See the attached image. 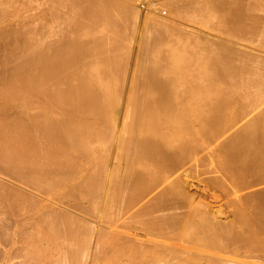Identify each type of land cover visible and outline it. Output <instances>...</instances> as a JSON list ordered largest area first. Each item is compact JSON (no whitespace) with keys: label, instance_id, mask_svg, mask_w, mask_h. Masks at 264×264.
I'll return each mask as SVG.
<instances>
[{"label":"bare ground","instance_id":"obj_1","mask_svg":"<svg viewBox=\"0 0 264 264\" xmlns=\"http://www.w3.org/2000/svg\"><path fill=\"white\" fill-rule=\"evenodd\" d=\"M15 1L0 0V11L5 16L2 13L0 15L10 19L6 12L14 8ZM31 1L34 2V0ZM113 1L46 0L44 2L46 4L41 6L39 4L41 2L35 0L34 6L36 3L38 6L33 9V3L31 2V8L27 4L29 3L27 0V3H24L27 4H25L26 10L29 11L26 12L21 7L23 12H20L24 17L30 16V19L27 18V21L23 16H18L14 21L16 23L11 25L14 27L12 30L17 28L15 32L11 31L9 25L7 28L10 31L7 28L4 31L3 27L0 28V31L4 32L0 35L1 38L10 41L9 43L5 41L7 48L13 42L17 43L11 42L13 38H16V41L22 39L20 43H17L20 48L16 47V49L14 45L8 48L12 49L10 50V52L13 51L12 53H9V50L0 44L2 51L6 49V55L4 52L2 54L0 50V64L2 63V66L5 67L0 68V73L2 70L4 71L1 75L5 74L6 66L11 69L9 62L15 63L13 67L11 66V71L7 70L8 73L6 71V76L4 75L6 80L2 81L3 77L0 75V80L4 83V86L0 85L4 89H0V257L3 256L0 258V264H107L108 260L110 263L113 262V257L117 259L114 261L118 263V259L122 258L123 254L121 257L118 255L121 252H111L116 246H112L111 241L109 242L110 239H113L112 242H114L113 235L115 236L117 228L115 233L111 234L113 238L109 239L108 237L107 242V236L105 240H103V236L107 234L110 236L109 233L118 227L116 226L117 221L123 219L125 222L124 218L127 216L124 213L131 216L133 213L130 211L135 208V215L130 219L135 216L138 218L140 212L138 214L136 208L138 205L136 206V204L144 199L146 201V198L150 199L147 200L149 202L146 201L147 205L150 201L152 202V205L149 204L152 206H150V210L154 211L152 213L155 211L161 213V216L158 215L160 219L156 218L160 221L159 224L156 220L157 227L151 223L155 222L152 216L154 218V215L158 213L152 214L148 218L151 219L149 221L153 220V222H149V226L155 227L159 232L162 230L160 233L164 229L166 232L172 231L178 232V234L185 231L183 233L189 235L191 239L189 236L187 237L193 240V243L211 241L219 246L224 243L221 250L224 248L229 250L230 256L234 252L243 250L246 252L245 249H248V252L253 251L261 255L264 253V190L258 193L248 190L252 191L253 187L264 184V109L256 112L264 103V51L259 50V53L249 47L264 49V0H190V2H195L189 4L188 8L184 6L187 11L181 8L183 7L181 4H179L180 7L178 6L172 11L174 17H179L176 19H181L180 21L190 22L192 20L194 23L208 28L210 33L211 31L217 33L218 37L220 35L223 38L222 42L210 41L209 38V41L204 42L207 37H204L203 40L202 36H200L202 38L196 36L198 34L193 33V36L191 30L189 32L186 28V30H182L180 27L178 29L176 26L179 25L172 26L169 24L170 21L168 23L151 13L149 16L147 15V18L145 17L147 23L144 21L145 27L143 28L141 25L143 28L141 31H144L148 26V33L144 31L148 40L146 42L145 39L146 44L141 45L142 48L144 47L143 50L139 47L141 53L139 58L143 61H136V59L135 62L133 61L134 64H137L134 66L137 67L135 71L137 70L138 76H134L136 75V72H133L134 69L130 70L134 73L130 72V74L133 75V78L135 77V80H130L131 85L136 84V86H132L135 88L133 90L130 81L128 82L131 89L129 86L128 88L131 91L126 89V92L131 93L130 96L128 95V99L125 98L127 105L125 104L126 108L122 113L124 115L120 116L123 120L119 119L120 122L123 121L121 125L120 122H116L115 114L117 115L118 112L116 109L119 106L118 101L121 100L124 93L120 92L122 95L118 99L120 95L118 93L123 88L121 84L125 86L124 81L127 79V77H123L127 73V67H124L123 62L126 61V57H130L124 50L127 44L125 42H128L129 39L123 38V36L125 37L123 30L128 28L129 20L132 18L131 21L134 22V25L131 24L130 31L133 33L129 32V34L130 36L134 35L135 29H131L133 26L136 28L137 24L134 19H136L139 10L136 9V6L132 9L131 3L127 7V2L122 5L123 2L120 3L118 0L116 2L119 5ZM183 1L186 3L185 0ZM190 2L188 0V3ZM18 5H22V3H18ZM133 10L136 11V15ZM29 12L31 14H27ZM9 13L11 14V12ZM17 15H19L18 12L15 13L16 17ZM5 18L2 17L0 20L3 21ZM14 18L12 19L14 20ZM169 18L167 17V19ZM29 20H32L31 27L28 26ZM180 21L177 23L179 24ZM127 22V26L123 29ZM2 25L4 26V23ZM79 30L81 31L80 35H78ZM196 30L194 28L195 32ZM151 31L153 33L156 31V35L153 34L155 39L152 37ZM157 32L161 37L159 35V38L157 37ZM130 36L127 35V38ZM140 38L139 40H141ZM2 39H0L1 43ZM123 39L125 42H122ZM128 46L127 49L125 48L126 50L132 47L130 46L128 49ZM20 49L21 51L27 49V52L20 54L21 51H17ZM13 53H16V55L14 54L16 58L13 57L10 61L9 58L13 56ZM136 54L135 58L137 57L138 60ZM3 55L5 58L7 55L9 57L5 59ZM90 56L96 57L91 62L92 64L85 62ZM90 59L89 61H91ZM2 60L9 63V66ZM139 62L142 63L141 70H138ZM132 68L134 67L132 66ZM124 69L126 71L122 73ZM121 73L124 75L122 76ZM121 76L122 79H125L123 82L121 80L120 84ZM5 88L7 89L5 90ZM235 126L236 128H234ZM231 130L234 132L230 134ZM203 153L206 157L210 156L211 158L218 154L220 159L216 156V165H219L217 162L222 161L219 167L212 169L213 171L211 167L215 168V165L209 169L215 176L212 178V184L217 183L215 185L218 191V186L222 189L223 184H227L224 186L227 189H224L226 192L223 194L227 198L226 205L235 207H233L235 216H232L234 218V220L232 218V223L238 225L239 229L237 230H235V225H231L232 223L221 220L219 214L217 217L211 207L210 209L206 207L207 210L202 205L203 210L207 211L199 217L202 213L200 212L199 215L195 209L200 206L197 202L202 198L197 202L194 201L197 205L193 206L196 207L194 210L188 207V204L192 203L189 200V192L192 194L191 191L194 189L189 192L186 190L187 183L183 179H186L187 176L184 178L183 176L187 168L190 170L199 161H206ZM220 153L223 154L220 155ZM201 155H203V160L200 158ZM111 158L115 160H113L115 163L118 161L120 166L123 163L125 166V173H122L124 177L115 173L120 170L113 171L117 168L108 171L107 161ZM108 162L111 164V160ZM119 167L118 169H120ZM195 168L191 170L197 173L198 170L195 171ZM209 170L204 172L209 173ZM190 176L194 180L192 174ZM194 178L196 179V177ZM211 182L202 180L198 186L213 188L212 184L210 187ZM221 182L224 183L221 184ZM221 185L223 186L221 187ZM188 187L187 189H189ZM112 188L122 194L127 189V194H123L125 196L121 194L123 199L125 197L124 200L127 198V201L130 197L126 196L130 190L129 195H132V200L129 201H133L128 206L126 201H123V204H126L125 208L133 205L131 206L133 209L129 211L130 207L125 210L123 205L119 208L125 210H121V214L118 213L119 216L123 213V216L126 217L117 218L115 224L112 223L115 225L114 229L111 228V224L107 223L108 221L112 222L113 219V215L110 216L112 213L109 212L114 210V204L111 201L116 193L112 191ZM118 192L117 194H119ZM122 197L121 202L118 201L120 204H122ZM215 198L217 200V197ZM58 201L66 204L72 202L75 211L85 212L88 220L94 226H91L87 221L75 218L70 213H63L65 211L55 207V205L63 206ZM145 201L143 202L145 203ZM84 202L90 203L89 205L92 207H86ZM108 203L113 206L112 209L106 206V204L109 205ZM206 205L208 206V204ZM217 205L219 206V204ZM141 206L140 208L144 210ZM106 207L109 208L106 209L107 214L104 211ZM219 207L218 213L221 214ZM186 208H188V212H191L190 214H196L198 219L201 218L202 222L200 221V224L197 223V225L193 224L188 229L185 227L189 226L185 225L182 228L183 222H180V225L178 222L181 219L183 221L185 216L187 219L189 213ZM223 208L222 211L225 209ZM146 209L149 207L147 206ZM145 210L142 212L146 213L147 210ZM183 211L188 214L186 213L187 215L184 216ZM229 211H232V208ZM98 213H102L103 220L107 217L105 223H102L103 220L101 222L96 220L99 218ZM144 216L143 214L142 217ZM181 216L183 218L180 219ZM108 217L112 218L108 220ZM136 218L135 220H137ZM187 221L189 220L187 219ZM122 223L120 222L119 225ZM106 224L108 226H105ZM128 224L131 225L129 220ZM85 228L93 230L90 235L91 230L88 233H83ZM121 231L124 232L125 229L122 227ZM146 232L148 233V231ZM81 233L84 235L83 237L86 236L85 238L89 235L90 239L93 234L96 235V241L95 237L91 240L88 238V240H84L83 237H79V235L82 236ZM128 233L130 235V231ZM174 233L171 237L168 236L173 238ZM60 234L64 236L60 237ZM125 236L127 237V235ZM137 236L143 238L139 233ZM138 237L135 239H141H137ZM118 240L115 239V242ZM165 241L167 242V240ZM161 242H156V244L154 242L152 248L149 247V244L150 249L148 250L146 247L143 250V244L141 247L147 255L163 253L161 256L165 264H169L173 259V263L179 261V259L176 260L178 258L174 247L176 245H172L174 241L169 244L164 240ZM184 243L183 246L181 244L182 247H184ZM193 243L191 242L190 245L195 246ZM205 245L209 247L208 242ZM200 246L202 248V245ZM200 246L197 247L200 248ZM212 246L214 247V245ZM127 248L129 249V246ZM116 249L118 248L116 247ZM139 250L141 249L139 248ZM205 250L202 252L201 249L197 255L194 252L196 258L190 261L194 260L196 264H200L202 261L208 264H236L227 258L230 256H227V259H222L225 256H220L222 257L220 260L216 254L214 256H218V258L213 259V253L210 254ZM158 251L160 252L156 253ZM182 251L184 254L188 252V250L184 252V248ZM206 252L211 257L203 256L202 258V254ZM113 253L117 254L119 258H116V255L113 256ZM199 254L201 256H198ZM257 254L255 256L259 255ZM134 255H131L133 258L130 256L123 258L138 259L134 258ZM147 255L138 259L139 262L136 264H149ZM138 256L140 255L138 254ZM156 256L158 257V255ZM180 256H183L181 252L179 258H182ZM157 257H154L153 254L151 262L149 261L150 264H164L161 263V260L156 259ZM188 257L184 255L186 260ZM234 257L236 258V256ZM239 259L235 260L239 261ZM181 260V264H185V260ZM243 261L249 262L247 259ZM191 262L189 264H193ZM253 262L252 259L251 263L253 264ZM121 263L128 264L119 260V264ZM132 263L134 264V262ZM259 264L261 263L259 262Z\"/></svg>","mask_w":264,"mask_h":264},{"label":"rangeland","instance_id":"obj_2","mask_svg":"<svg viewBox=\"0 0 264 264\" xmlns=\"http://www.w3.org/2000/svg\"><path fill=\"white\" fill-rule=\"evenodd\" d=\"M16 1H18V0H16ZM16 1L14 2V8H13V9H10L11 11L9 10V11L6 12L7 16H8V14H9L10 19L5 18V17H4L5 14H3V13L0 11V13H2V14L4 15V16H3V15H0V19H1L2 17H3V19L5 18V20H3V21L0 20V21H1V22H0V24H1L0 28L3 27V29H2L3 31H4L5 28H7V27L13 25L12 23L15 24L16 22H14V21L16 20V18H18V16L21 15V16L24 17V15L21 14V13L23 12V10L26 11V12L29 11V10H26V5H27V4H29L30 7H31V4L33 3V5H32V6H33V9H35L36 6H38V5H37L38 3H36V6H34L35 0H34V2H32L31 0H28L29 3H27V0H25V1L22 0L23 2H20L21 0H20L19 2H16ZM36 1L41 2V3H42V2L44 3L46 0H45V1L36 0ZM116 1H118V0H114L113 2L119 4V3L116 2ZM138 1H139V0H133V1H131V0H129V1H128V0H123V1H122V0H119L120 3L123 2L122 5L126 4V3H124V2H127V7L129 6V3H131V4H130L131 8L133 9V7L136 6V9H138L139 11H137V15H136V13H135L136 11H134V10H136V9L134 8V10H133V11H134V14L137 16V17L135 16L136 19L138 18L137 20L134 19V20L136 21L135 23L137 24V25H135L136 28H134V26H133V29H131V30H134V29H135L134 35L131 34L132 36H130V34H129V32H130V33H131V32L133 33V31H130V28H132V27H131V24L134 25V22L131 21L132 18L129 20V24H128V22L125 23L126 25H124V27H123V29H125V27H126L127 24H128V28H129V29L126 27V29H128V31H125L126 29L123 30V31H124V34H125V37L123 36V38H125V39H127V40L129 39L130 41L128 40V42H125V39H123L122 42L127 43L126 46L124 47V50H125V53L128 52L127 55H130V57L128 58V57L125 56V57H126V61L128 60V61H127L128 63H127L125 60H124V62H123V63H124V67H125V66L127 67V68L125 67V68L127 69V71H126V69H124V71H123L122 73H124V72L126 71V72H127V73H125L126 75H124V74L121 73L122 76L124 75L123 77H125V78L127 77L126 81H124L125 86H123L124 84L122 85V84L120 83L121 80H122V82H123V80H124L125 78L122 79V76H121V78H119V79H120V80H119V83L121 84V86H122L123 88H121L122 91H119L118 94H120V92H122V93L124 92V93H123V95H122V93H121V94L118 96V99H119V98L121 97V95H122L121 100L119 99V101H118V105H119V106L116 108L117 111H118V112H117V115L115 114V119H117V120H116L117 123H119V122L121 121V119H122L121 117H122V115H124V114H122V113L125 111L124 109L126 108L125 106L127 105L126 101H127V99L129 98L130 93H131V92L129 93V92H126V91H127V90H128V91H131V90H130L131 87H132V86H136V84H134V85L132 84V85H131L132 82L130 81V80H135V77L138 76L137 70L135 71V68L137 69V67L134 66V65L137 66L136 63L134 64L135 59H136V61H139V60L143 61L141 58H139V57H141V56H139V55H141V53H140V48L143 50L144 47L142 48V46H144V45L146 44L147 40H148V39H147V34H146V33H148V29H147L148 26H146V28H145V30H144L145 32L147 31L146 33H145L144 31H141V29L143 30V28L145 27V25H144V21L146 20V18H147L146 16H147V15L149 16L150 13H151V15H154V16L157 17V18H161V19L164 20V21L166 20V22H168V23H169V21H170L169 24L172 25V26H173L174 24L179 25L178 27L176 26V28H178V29H179V27H180V28H182V30H183V29H184V30L187 29V31H189V32H190V30H191L192 34H193V33H195V35L198 34V35H196V36H197V37L199 36V38H202V37H203V40H204V37H205V38L207 37V39L204 40V42H205V41H209V40H210V41H211V40H215V41H220V42H222V39H223V38H221L220 35H219V37H218V34L215 33V32H212V31H211V33H210V30H209L208 28H204L201 24L199 25V24H197L196 22L194 23V21H192V20H191L192 22H191V21H190V22H189V21L183 22V21H185V20L180 21L181 19H176V18H179V17H177V16H176V18L174 17L175 15H174V12L172 13V11H173L174 9H176V7H178L179 4H181V6H183V7H181V8L186 9V8H188L189 4H191L192 2L194 3L195 1H199V0H195V1H192V2H190V0H189L190 3H188V0H185L187 4H186L183 0H176V1H175V0H142L141 2H140V1L138 2ZM177 1H178V2H177ZM180 1H182V2H180ZM24 2H26L27 4L24 3ZM31 2H32V3H31ZM160 2H161V3H160ZM172 2H173V3H172ZM18 3H19V4L22 3V5H25V4H26V5H25V6H22V5H18ZM41 3H39L41 6H44V5L46 4V3H44V4L42 3V4H43V5H42ZM137 3H138V4H137ZM141 3H142V4H141ZM150 3H151V4H150ZM174 3H175V4H174ZM176 3H177V5H176ZM15 4H17V5L15 6ZM136 4H137V5H136ZM148 4H150L152 7H151L150 5H149V6H150V7H149ZM119 5H120V4H119ZM186 5H187V6H186ZM139 6H140V7H139ZM147 6H148L149 8H148ZM153 6H154V7H153ZM184 6H185L186 8H184ZM15 7H16V8H15ZM17 7H18V8H17ZM21 7H22L23 10L20 9ZM23 7H24V8H23ZM27 7H29V6H27ZM30 7H29V8H30ZM34 7H35V8H34ZM137 7H138V8H137ZM144 7H145V8H144ZM179 7H180V6H179ZM31 8H32V7H31ZM31 8H30V9H31ZM150 8H151V10H150ZM14 9H15V11H14ZM19 9H20V10H19ZM27 9H28V8H27ZM146 9H147V10H146ZM148 9H149V11H148ZM17 10H19V11H17ZM20 11H22V12H20ZM146 11H147V12H146ZM150 11H151V12H150ZM182 11H185V10H182ZM186 11H187V9H186ZM186 11H185V12H186ZM9 12H11V14H10ZM16 12H18V14H19V15H17V17L15 16V13H16ZM30 12L32 13V10H31ZM30 12L27 13V14H31ZM148 12H149V13H148ZM13 13H14V15H13ZM24 13H25V12H24ZM78 13H79V11H78ZM146 13H147V14H146ZM170 13H171V14H170ZM25 15H26V13H25ZM170 15H172L174 18H173V17L171 18ZM7 16H6V17H7ZM9 16H8V17H9ZM27 16H28V15H27ZM159 16H162V17H159ZM11 17H12V18L15 17L14 20H13ZM29 17H30V16H29ZM29 17H26V16H25L24 19H25V20H27V18L30 19ZM145 17H146V18H145ZM167 17H168V18L170 17L169 19H172V20L167 19ZM133 18H134V17H133ZM6 19H7V20H6ZM11 19H12L13 21H12ZM31 19H32V16H31ZM132 20H133V19H132ZM173 20H174V21H173ZM27 21H28V20H27ZM175 21H176V23H175ZM178 21H180L179 24L177 23ZM5 22H7V23H5ZM171 22H173V24H171ZM182 22H183V23H182ZM187 22H188V23H187ZM3 23H4V26H5V27L2 25ZM27 23H28V22H27ZM29 23H30V24H29L28 26L31 27V26H32V25H31L32 20H29ZM140 23H141V24H140ZM145 23H147V22L145 21ZM185 23H186V24H185ZM139 24H140V25H139ZM181 24H182V25H181ZM6 25H7V26H6ZM8 25H9V26H8ZM129 25H130V27H129ZM141 25H143V28H142ZM186 25H187V26H186ZM197 25H198V26H197ZM137 26H138V31H137ZM181 26H182V27H181ZM190 26H192V27L195 26V27H194L195 30L197 29L196 32L194 31V28L191 29L192 27L190 28ZM219 26L221 27V25H219ZM15 27H17V26H15ZM174 27H175V26H174ZM183 27H184V28H183ZM198 27H199V28H198ZM9 28H11V31H12V32H13V31L15 32V31L17 30V28H15V30H12V28L14 29L13 26H11V27H9ZM185 28H186V29H185ZM203 28H204V29H203ZM7 29H8V28H7ZM188 29H189V30H188ZM200 29H203V30H205V31L200 30ZM0 30H1V29H0ZM5 30H6V29H5ZM198 30H199V31H198ZM3 31H0V35L4 33ZM8 31H10V29H8ZM200 31H201V32H200ZM1 32H2V33H1ZM79 32H80V33L78 34V31H77V34H78V35L81 34V31H80V30H79ZM125 32H126V33H125ZM137 32H138V33H137ZM142 32H144V33H142ZM151 32H152V37H154V39H155V36H153V34L155 33L154 35H156V31H155L154 33H153V31H151ZM198 32H199L200 34H199ZM206 32H207V33H206ZM208 32H209V33H208ZM127 33H128V34H127ZM136 33H137V35H136ZM141 33H142V34H141ZM205 33H206V34H205ZM138 34L141 35V36H139ZM145 34H146V36H145ZM159 34H160V33L157 32V37H158ZM209 34H210V35H209ZM211 34H214V35H211ZM127 35L130 36V38H129V37L127 38ZM135 35L137 36V38H135V37H136ZM133 36H134V38L132 39ZM138 36L141 37V38H140L141 40H139V37H138ZM142 36H143V37H142ZM193 36H194V34H193ZM200 36H202V37H200ZM215 36H216V37H215ZM157 37H156V38H157ZM159 37H161V36L159 35ZM159 37H158V38H159ZM217 37H218V38H217ZM142 38H143V39H142ZM208 38H209V40H208ZM210 38H211V39H210ZM0 39H2L1 36H0ZM13 39H14V40H13ZM13 39L11 40V42L15 41V42H17V43H20V41L22 40V39H21V40L19 39V40H18L19 42H18V41H16V38H13ZM131 39H132V42H133V43L131 42ZM145 39H146V40H145ZM216 39H217V40H216ZM127 40H126V41H127ZM134 40H135V43H136V44L134 43ZM137 40H138V41H137ZM144 40H145L146 42H145ZM201 40H202V39H201ZM2 41H3L2 43H1V41H0L1 46H2V45H4V46L6 45L5 41H8L7 43L10 42L9 40H4V39H2ZM143 41H144V42H143ZM138 42H139V44H140V43H141V44L139 45ZM3 43H4V44H3ZM17 43H15V44H17ZM125 43H124V44H125ZM143 43H144V45H142ZM15 44H14V42H13V44H10V46H11V45H12V46L14 45V48H16V47L18 48V47H19L18 44H17V46H15ZM124 44H123V45H124ZM132 44H133V45H132ZM127 45H129V46H128V49H129L130 46H132V47H131L129 50H126V49H127ZM137 45H138V46H137ZM141 45H142V46H141ZM4 46H2V47H4ZM6 46H7V45H6ZM6 46H5V47H6ZM10 46H9V47H10ZM21 46H22V45H21ZM134 46H135V47H134ZM2 47L0 48V50L2 49ZM9 47H8V48H9ZM139 47H140V48H139ZM8 48L6 47V49H8ZM11 48H12V47H11ZM17 48H16V49H17ZM19 48H20V47H19ZM125 48H126V49H125ZM249 48H250V49H255V51H258V52H259V50H260V51H262V50L264 51V49H262V48H258V47H257V49L254 48V47H249ZM3 49H4V48H3ZM6 49H4V51L1 50V53L4 52V55H6V54H5V53H6ZM133 49H134V50L136 49V50L134 51ZM137 49H139V50H137ZM8 50H9V53H12V52H13V51L10 52V50H12V49H8ZM14 50H15V49H14ZM132 50H133V52H132ZM17 51L20 52L21 49H20V50H17ZM126 51H127V52H126ZM129 51L132 53V55H131V53L129 54ZM136 51H138L137 54H136ZM14 52H15V51H14ZM26 52H27V49H26V51H24V50L21 51L20 54H21V53H26ZM134 52H135V53H134ZM1 53H0V56H1ZM9 53L7 52V54H8L9 56H11ZM259 53H260V52H259ZM2 54H3V53H2ZM14 54L16 55V53H13V54H12L13 56H12L11 58H9L10 61L13 59V57L16 58V57L14 56ZM135 54H136V56H138V58H139L138 60H137V57L135 58ZM4 55H3V57L5 58ZM8 55H7L6 58L9 57ZM17 55H18V52H17ZM3 57H2V58H3ZM17 57H18V56H17ZM92 57H94V56H90V58H92ZM133 57H134V59H133ZM4 58H3V59H4ZM6 58H5V59H6ZM90 58H89V59H90ZM95 58H96V57H95ZM95 58L90 59L91 61H89V59L87 58L85 62H86V63H88V62L91 63V62H93V59L95 60ZM9 59H7V60H9ZM132 59H133V60H132ZM7 60H6V61H7ZM130 60H131V61H130ZM0 61H1V59H0ZM2 61L4 62V60H2ZM129 61H130V62H129ZM133 61H134V62H133ZM8 62H9V61H8ZM132 62H133V63H132ZM4 63H6V62H4ZM9 63L11 64L12 67H13V65H15L14 62H13V64H12V62H9ZM9 63H6V64L9 66ZM89 63H88V64H89ZM129 63H130V64H129ZM137 63H138V62H137ZM139 63H140V62H139ZM6 64H5V66H6ZM91 64H92V63H91ZM127 64H128V65H127ZM132 64H133V65H132ZM138 65H139L138 70H141V69H140V66L142 65V63H140V64H138ZM0 66H2V63L0 64ZM11 66H9V67L12 69ZM132 66H133L134 68L131 69ZM128 67H129V68H128ZM0 68L2 69V68H5V67L2 66V67H0ZM1 69H0V71H1ZM6 69L11 71V69L7 68V66H6ZM133 69H134V70H133ZM4 70H5V69H4ZM7 70H6V71H7ZM130 70H133V72H136V73H135L136 75H134V76H135L134 78H133V75H131V74H134V73H132ZM6 71H5V74H6ZM130 72H131V74H130ZM2 73H4L3 70H2ZM2 73H0V75H1ZM7 73H8V71H7ZM5 74H4V75H5ZM127 74H128V76H127ZM4 75H3V76L1 75V76L3 77V80H2V81H4V79H5V78H4ZM130 75L132 76L131 78H133V79L130 78ZM5 76H6V75H5ZM129 78H130V79H129ZM1 79H2V78H1ZM5 80H6V79H5ZM0 81H1V80H0ZM2 81H1L0 85H3V84H4V83H2ZM129 81H130V85H131V87H130V85H129V83H128ZM133 82H134V81H133ZM134 83H135V82H134ZM120 84H119V85H120ZM3 86H4V85H3ZM128 86L130 87V89L128 88ZM1 87H2V86H0V89H2ZM5 87H7L6 84H5ZM124 88H125V89H124ZM132 88H133V87H132ZM6 89H7V88H5V90H6ZM119 89H120V87H119ZM121 89H120V90H121ZM126 89H127V90H126ZM134 89H135V88H133V90H134ZM136 89H137V88H136ZM2 90H4V89H2ZM133 90H132V91H133ZM125 93H126V94L128 93V94L126 95ZM128 95H129V96H128ZM126 97H127V99H125ZM124 99H125V100H124ZM119 102H120V103H119ZM125 104H126V105H125ZM262 109H264V103H263V105H262V106H261L256 112H258V111H260V110H262ZM120 116H121V117H120ZM123 117H124V116H123ZM119 119H120V121H119ZM122 120H123V119H122ZM121 123H123V121L120 122L119 124L121 125ZM238 125H239V124H238ZM234 128H236V126H235ZM234 130H235V129H234ZM233 132H234V131L231 130V131H230V134L233 133ZM221 142H222V141H221ZM201 154H202V153H201ZM222 154H223V153H222ZM222 154L220 153V155H222ZM203 155H205V154L203 153ZM203 155H201V157H200V156H199V157H200L202 160H203V157H204V160L206 159V161H202V162L199 161L197 164H195L196 166L198 165V167H196L195 165L192 167V168H195V167H196V168H195V169H196L195 171L198 170V172H197V173H194V172H193L194 170H193V171L191 170L192 168H190V170H189V168H187L188 170H187V169L185 170V174H186V175L184 174V176H183V178L187 176L186 179L184 178L185 180L183 179V181H185V182L187 183V184H186V190L189 192V191H191L192 189H194V190L191 191V193L194 194V195L190 194V192H189V195H190L189 200H190L192 203H189V202L187 201V202L189 203V204H188V207L191 208V209L193 208L192 210H194L196 207L194 208L193 206H197V205H195L196 202H197V200H200V199L202 198L200 201L197 202L198 205L200 204V206H199V207L197 206L198 209H197V208L195 209L196 211L199 212V215L202 213V215H200L199 217L203 216V215L205 214V212L208 210V208L210 209V207H211V210H212V208H213L214 214L217 215V217H219V216H218V214H219V215H220L219 218H221V220H223L224 222H227V223H228V222H229V223H232V218H233L232 216H235V213H234V211H233L235 207L233 206V207H234V208H233L231 205L228 204V206H230V207L232 208V211H233V212H232V211H229L231 208L228 207V206L226 205V204H227V200H226L227 198L224 197V196H225L224 194H225V192H226V190L224 191V189H225L226 187H224V186H227V184L225 185L224 182H221V184L224 183V184H223L224 186L221 185V187L223 186L222 189L219 188V186H218L219 191L216 190V189H217V186H216L217 183L212 184V183H213L212 178H214L215 176H214L213 173L211 174V170H212V169H213V170L216 169L217 166L219 167V165L222 163V161H220L221 163H220V162H217V163H219V165H218V164L216 165V164H215V163H216V159H215V158L218 157V158L220 159V157H219L218 154L213 155V156H212L213 158H211L210 156H209V157L207 156V157H208V160H207L206 155H205V156H203ZM202 156H203V157H202ZM216 156H217V157H216ZM109 158H110V157H109ZM200 158H199V160H200ZM210 158H211V159H210ZM221 158H222V157H221ZM219 159H217V161H219ZM100 160H101V159H100ZM110 160H111V164H110V162H108V161H110ZM110 160L107 161L108 166H109V167H108V171L113 170L114 168H115V169L117 168L116 170H113V171L120 170V171H119L120 173H119L118 171L115 172V173L119 174L120 177H122V176L124 177V174H122V173H125V171H124V170H125V169H124L125 166L123 165V163H122L121 166H120V165H119L120 163H117L118 161H116V163H115V162H113V160H114L113 158H111ZM221 160H222V159H221ZM114 161H115V160H114ZM213 162H214V163H213ZM96 163H97V162H96ZM96 163H95V164H96ZM200 163H202V164H200ZM208 163H211V164H208ZM97 164H98V163H97ZM115 164H116V165H115ZM203 164H204V166H203ZM111 165H112V166H111ZM212 165H215L216 167H215V168H212V167H211ZM113 166H114V167H113ZM119 166H120V167H119ZM208 166H209V167H208ZM112 167H113V168H112ZM118 167H119L120 169H118ZM210 167H211V170H209ZM213 167H214V166H213ZM111 168H112V169H111ZM203 169H204V170H203ZM205 169H206V170H205ZM207 169L210 171V172H209L210 175H209L208 172H204V171H208ZM213 170H212V171H213ZM123 171H124V172H123ZM186 171L188 172V174H187ZM192 172H193V173H192ZM198 173H199L200 176L198 175ZM191 174H192V177H193L194 180H192V178H190V177H191V176H190ZM204 174H207V175H205L206 177L204 176ZM215 175H217V174H215ZM209 176H210L211 178H210ZM212 176H213V177H212ZM217 176H218V175H217ZM194 177H196V179H195ZM197 177H198V178L200 177V179H201V177H202V180H203V181H208V182H211V181H212V182L210 183V187H211V184H212V185H214L213 188H212V187H211V188H209V187H208V188H207V187H203V188L199 187L198 184L201 183L202 180L198 179ZM207 177H208V180H207ZM188 178L191 179V180H189ZM203 178H204V179L206 178V179L204 180ZM209 178H210V179H209ZM196 180H197V181H196ZM198 180H199V181H198ZM187 181H188L189 183H188ZM185 182H184V183H185ZM190 183H191V184H190ZM215 184H216V185H215ZM263 185H264V184L257 185V186H255L256 188L253 187V189L255 188V190L252 189V191H251V190H248V191L253 192V193H254V192H255V193H258V192H260V191H263V190H264V187L262 188ZM187 186H189L188 188H189L190 190L187 189ZM215 186H216V188H215ZM257 188H258V189H257ZM208 189H209V190H208ZM226 189H227V188H226ZM256 189H257V190H256ZM125 190H126V192H127V189H125ZM125 190H124V191H125ZM200 190H201V191H200ZM212 190H213V191H212ZM215 190H216V191H215ZM220 190H221V191H220ZM112 191L116 193V194H115V193L112 192V194H115V195H113V199H114V200L112 199V201H111V202L114 204V205L112 204V205L114 206V210H113L114 214H113V212H109V213H112L111 215H110V214H109V215H110V216L113 215V216H112L113 219H112V222L110 221V223H109V221H108L107 223H108V224H111L110 226H111V228H113V227H115V225H114L115 223H114V222L117 221V218H119L120 216H122V217H120V219H121V218H124V216L126 215L127 217H129V218H127V217L125 216V217L129 220V222L131 223V225L128 224V220L126 221V218H124L125 222L123 221V219H121V221H119V222L117 221V222H116V226H118V227H115V230H113V232H110V233H109L110 236H109L108 234L105 235V236H103V237H104L103 240H105L106 236H107L106 242L110 239V237H111V238L114 237L116 240H118V239L120 238V236H122V237H121L122 241H121V239L118 240L117 242H115V239H114V242H112L113 239H110V240H109V242L111 241L112 246H116V247L118 248V249H116V247H114L113 249H115V250L113 251V249H112L111 252H115V251H117V253H118V251H119V252H121V253L118 254V255L121 256V257H122L121 254H123V257H125V256H126V257H127V256H130V257L133 258V256H131V255H134V254H135V255H134V258L137 257V258L140 260L141 258H143V256L146 257V255H147V254L145 253L146 251L143 252V250H145V247L147 248L146 250H148V249L152 248V244H153L154 242H155L154 244H156V242H158V243L161 242V241L163 242V240H164V242H166L165 240H167V242H166L167 244H169V243H171V242L174 241V242L172 243V245H173V244L176 245V246H174V245H173V246L175 247L176 252H177V255H178V258H176V260L179 259V261H176L175 263H173V261H174V259H173V261H170L169 264H172V263H173V264H177V262H179V264H181V261H182L181 259H183V260L186 261V262L184 261L185 264H189V262H191V261H190L191 259H195V258H196V256H194L193 253L195 252V253H196L195 255H197L198 251L200 252L201 249L203 250L202 252H204V250L206 249L207 251L210 252V254L213 253V256L217 254V255L219 256V259H220V260H221L222 257L225 256V258H222V259H227V258H229L231 261L236 262V264H240V262H241V264H242V262H244V261H243L244 259H245V260L247 259L249 262H250V261L252 262V259H253V261H254V262H257L258 264H259V262H260L261 264L264 263V261H263V260H264V253H261V255H260V253H258V254H259V255H258L257 253H254L253 251H249V252H248V249H245V250H247L246 252H245L244 250L241 251V252H236L237 254L234 252V254H236V255H234V254L232 253V256H233V255L236 256V258H235L234 256H233V258H235V259H239V257H240V259H239V261H238V260L233 259L232 256H230L231 253H229V250H226L224 247H222V248H224V249L221 250V246H223L224 243H221V244H220L221 246H219V244L217 245V243H216V244H213V243H211V241H210V242H209V241H205V243H198V244H197V243H193L194 241H193V240H190L191 237H190L189 235L183 233V232H185V231H183V232H181V233L178 234V232H176V233H174V232H172V231H171V232H166V229H164L163 232L160 233L162 230H160V232H159V230L157 231L155 227L158 226V223L160 224V221H158L156 218L160 219V217H158V215L161 216V213H160V211H155V213H158V214L152 213V212H154V211H151V210H150V206L152 205V202L150 201L151 205H149L150 203H148V205H147L146 203L149 202V201H147V200H150V199H147V198H146V201H147V202H146L145 199H144L143 201H145V203H144L143 201H139L140 205H139V203H137L136 206H137V205H138V206H137V207L135 206V207L137 208V210H138V214H139V212H140V214H142V215L139 214V215L137 216L138 218H136V216H135V218H136L137 220H135V218H131V219H132V220H131L130 217H134L133 215H135V211H136V210H135V208L133 209V208L131 207V206H133V205H131V206L125 208V207H126V204H123L125 201H126V203H127V206H128L129 203L132 204L133 201H129L130 199L132 200V198H131L132 195H131V194H130L131 196L129 195V192L131 193V191L129 190V191H128V195H129V196H128V195L126 196V197H130L128 201H127V198H126V200H124L125 197H124V199H123V197H122V196H125V195H123V194H127L126 192L122 194V192L119 193V192L116 191L114 188H112ZM117 192H118L119 194H117ZM198 192H199V193H198ZM220 192H221V193H220ZM246 192H247V191H246ZM195 193H196V194H195ZM200 193H201V194H200ZM215 193H216V195H215ZM223 193H224V194H223ZM121 194H122V196H121ZM105 195H106V194H105ZM116 195H118V196H117V199H116ZM119 195H120V196L122 197V199H123V200H122V204H120V202H121V200H120L121 197H120ZM191 195H192V198H191ZM200 195H201V196H200ZM202 195H203V196H202ZM206 195H207L208 197H207ZM214 195H215V196H214ZM114 196H115V198H114ZM199 196H200V197H199ZM45 197H46V196H45ZM203 197H204V198H203ZM205 197H206V198H205ZM215 197H217V200H216ZM111 198H112V196H111ZM115 199H116V200H115ZM203 199H204V201H202ZM207 199H208V200H207ZM119 200H120V202H118ZM195 200H196V202L194 203ZM205 200H206V202H205ZM211 200H213V201H211ZM214 200H216V201H214ZM223 200H224V201H223ZM123 201H124V202H123ZM201 201H202V202H201ZM58 202H59V201H58ZM114 202H115V203H114ZM141 202H142V204H143V203H144V204L142 205ZM203 202H204L205 204H204ZM207 202H208V203H207ZM59 203H60V202H59ZM67 203H69V202H67ZM213 203H214V204H213ZM215 203H216V204H215ZM60 204H62L63 206L61 207V206H57V205H55V207H57V208H59V209H62V211H65V212H63V213H66V212H67V213H70V214H71L72 216H74L75 218L80 219V220H83V221H87L88 223H90V221L88 220V216H87V214H86L85 212H83V211L80 212V211H77V210H76V211H77V212H76V211H75V208H73V203H72V202H70L69 204H66V203H60ZM89 204H90V203H89ZM89 204L84 202V205H85L86 207L91 208L92 206L89 205ZM108 204H109V205L106 204V206H109V207L112 209L113 206H110V203H108ZM191 204H192V205H191ZM206 204H208V206H207ZM209 204H210V205H209ZM217 204H219V206H220L221 208H220ZM122 205L124 206L125 210H126V209H129V208L131 207V208L129 209V211H130L131 209H133L132 211H130V212L133 213V214H132L131 216H128L129 214L124 213L125 215L123 216V213H122V215L119 216L118 213L121 214V210L124 209V208H123V209H119L120 207H122ZM141 205H142V206H141ZM144 205H145V207H144ZM202 205H204V208L207 209L206 211L203 210L204 208H203ZM225 205H226V207H225ZM140 206L143 207L144 210H145V208L148 206L149 209H146V210H147L146 213H149V214L146 215L145 212H142V211H144V210H142V209L140 208ZM214 206H215V207H214ZM138 207H139V208H138ZM151 207H152V206H151ZM206 207H208V208H206ZM216 207H217V209H216ZM218 207H219V210L221 211V214H223V215H221L220 213H218ZM223 207H224L226 210H228V209H229V210L226 211ZM227 207H228V208H227ZM222 208L224 209V210H223L224 212L222 211ZM106 209H109V208L106 207V208L104 209V211L106 212L105 214L108 213V212L106 211ZM152 209H154V208H152ZM186 209H187V210H186ZM186 209H185V210L188 212V208H186ZM199 209H200V210H199ZM214 209H215V210H214ZM125 210H123V211H125ZM134 210H135V211H134ZM139 210H140V211H139ZM141 210H142V211H141ZM146 210H145V211H146ZM148 210H149V211H148ZM201 210H203L204 212L201 211ZM216 210H217V211H216ZM104 211L102 212L103 214H104ZM118 211H119V212H118ZM129 211L127 210V212H129ZM78 212H79V213H78ZM130 212H129V213H130ZM150 212H151V213H150ZM183 212H184V211H183ZM187 212H184V213H185L184 216L187 215L188 213H189V214L191 213L190 211H189L188 213H187ZM200 212H201V213H200ZM227 212H228V213H227ZM80 213H81V214H80ZM102 213H101V214L98 213V214H99V218H98V219L95 218L97 221L100 220V222H101V220H103L102 217H101V216H102ZM115 213H116V215H115ZM186 213H187V214H186ZM216 213H217V214H216ZM143 214H144L146 217H145V216L142 217ZM150 214H151V215H150ZM152 214H155V215H154V218H153ZM189 214H188V215H189ZM227 214H228V215H227ZM232 214H233V215H232ZM109 215H108V216H109ZM114 215H115V217H114ZM136 215H137V214H136ZM156 215H157V216H156ZM188 215H187V219H188L189 221H187V219L185 218L186 216H185L184 218L182 217L183 214H182V216L180 217V219L183 218V221H181L182 219H181V220L179 219L180 221L178 220V221H179V222H178L179 225L181 224L180 222H183V223H182L183 225H181L182 228H184V225H185V226H189V227H185V228L188 229V228H190L191 225H192V226H193V224H196V225H197V223L200 224V221L202 222L201 218L198 219L199 217L196 216V214H193V215L190 214L189 217H188ZM194 215H195V216H194ZM147 216H148V217H147ZM149 216H150V217L152 216V219H154L155 222H153V220H152V221H149V220H151V219H148V218H150ZM225 216H226V217H225ZM89 217H90V216H89ZM112 217H110V218L108 217V220L111 219ZM140 217H141V218H140ZM191 217L193 218V220H191V219H192ZM86 218H87V219H86ZM91 218H93V217H91ZM100 218H101V219H100ZM106 218H107V217H105V220H103L102 223H105V222H106V220H107ZM115 218H116V220H115ZM142 218H144V219H142ZM190 218H191V219H190ZM120 219H119V220H120ZM140 219H141V220H140ZM184 219H185V221H184ZM197 219H198V220H197ZM227 219H228L229 221H228ZM134 220H135V221H134ZM143 220H144V221H143ZM156 220H157L158 223L156 222ZM190 220H191V222H193V223H191ZM233 220H234V218H233ZM122 221H123L124 224L122 223ZM140 221H141V222H140ZM186 221H187V223H185ZM196 221H197V222H196ZM120 222L122 223V225H119ZM136 222H137V223H136ZM139 222H140V223H139ZM149 222H150V223L153 222L154 224H153V223H151V224H152L153 226L156 224L157 226H156V225H155V227H153V226H149ZM189 222H190V223H189ZM195 222H196V223H195ZM102 223H101V224H102ZM112 223H114V224H112ZM117 223H118V224H117ZM125 223H126V224H125ZM90 224H91V226H94V224H92V223H90ZM108 224H106L105 226H108ZM143 224H144V225H143ZM151 224H150V225H151ZM113 225H114V226H113ZM124 225H125L126 227H125ZM129 225H130V226H129ZM231 225H232V226L235 225V226H234V227H235V230L239 229V227H238L237 224H233V223H232ZM236 225H237V226H236ZM110 226H109V227H110ZM143 226H144V228H143ZM148 226H149V227H148ZM120 227H121V229H120ZM122 227H123V229H125V231H124L125 234H124L123 231H121V230H122ZM146 227H147V228H146ZM236 227H237V228H236ZM116 228H117V231H116ZM136 228H137V229H136ZM149 228H150V229H149ZM113 229H114V228H113ZM140 229H142V230L140 231ZM153 229H154L155 231H157V232H156L157 234L155 233V231H154ZM187 229H186V230H187ZM89 230H91V231L89 232V235H90L91 232L93 231L91 228H85V232H83V231H82V232H83V233H86V232L88 233ZM143 230L148 231V233H147L146 231H143ZM111 231H112V230H111ZM115 231H116L117 234L115 233ZM128 231H130V235H129ZM150 231H153V232L151 233ZM122 232H123V233H122ZM142 232H144L145 234H143ZM149 232H150L151 234H150ZM164 232H165V233H164ZM114 233H115V236L113 235V237H112L111 234H114ZM138 233H139V235H142L143 238L138 237V236H137ZM158 233H159V234H158ZM163 233H164V234H163ZM166 233H169V234L166 235ZM171 233H172V234H171ZM173 233H174V237H175V238H174L173 236H172L173 238H170L171 235H173ZM81 234H82V233H81ZM175 234H176L177 237L175 236ZM177 234H178V235H177ZM183 234H184V235H183ZM86 235H87V234H86ZM89 235L87 236L88 239H90ZM97 235H98V233H97ZM116 235H117V236H116ZM125 235H127V237H126ZM147 235H148V236H147ZM161 235H162V236H161ZM165 235H166V236H165ZM168 235H170V237H169ZM182 235H183V236H182ZM185 235H186V236H185ZM59 236L62 237V236H64V235H61V234H60ZM83 236H84L83 234H82V236L79 235V237H83ZM98 236H99V235H98ZM98 236H97V237H98ZM118 236H119V237H118ZM181 236H182V237H181ZM184 236H185V237H184ZM187 236H189L190 239H189V237H187ZM85 237H86V236H85ZM85 237H83L84 240H85V239L88 240V239L85 238ZM93 237H95V239H94ZM108 237H109V239H108ZM116 237H118V238H116ZM125 237H126V239H128V240H126ZM128 237H129V238H128ZM136 237H138L137 239H139V238H141V239L136 240V239H135ZM162 237H163V238H162ZM179 237H180V238H179ZM92 238L96 241V235L93 234V236L91 237V239H92ZM153 238H154V239H153ZM155 238H156V239H155ZM168 238H169V239H168ZM177 238H178V239H177ZM186 238H187L189 241H188ZM91 239H90V240H91ZM124 239H125V240H124ZM132 239H135V240H132ZM142 239H143V240H142ZM144 239H145V240H144ZM148 239H149V240H148ZM152 239H153V240H152ZM157 240H158V241H157ZM169 240H171V241H169ZM182 240H183V241L185 240V241H184L185 243H184ZM119 241H120V243H118ZM142 241H143V242L145 241V242L143 243ZM147 241L150 242V243H148ZM151 241H152V242H151ZM168 241H169V243H168ZM187 241H188V242H187ZM190 241H191V242L193 243V245H195V246L197 245V246L199 247L200 245H202V248H201V246H200V248H198L197 246H196V247H195V246H191V245H190V244H191ZM121 242H122V243H121ZM125 242H126V244H125ZM131 242H133V243H131ZM162 242H161V243H162ZM179 242H180V243H179ZM181 242H182V243H181ZM207 242H208V245H209L210 248L207 247V246L205 245V244H207ZM176 243H177V244H176ZM183 243H184V247H182V246H183ZM210 243H211V244H210ZM132 244H134V245H132ZM142 244H143V245H142ZM149 244H150V246H149ZM154 244H153V246H154ZM179 244H180V246L177 247V245H179ZM181 244H182V246H181ZM222 244H223V245H222ZM123 245H124V246H123ZM125 245L129 246V249H128L127 246H125ZM130 245H132V246H130ZM135 245H138V246H135ZM141 245H142V247L144 248L143 250H142ZM185 245H186V246H185ZM189 245H190L191 247H190ZM212 245H214V247H213ZM216 245L219 247V249H217L218 247H217ZM134 246H135V250L133 249ZM148 246H149L150 248H149ZM122 247L124 248V250H123ZM125 247H126V248H125ZM137 247H138V249H136ZM185 247H186V248H185ZM205 247H206V248H205ZM216 247H217V248H216ZM121 248H122V249H121ZM139 248H140L142 251L139 250ZM177 248H178V249H177ZM181 248H182V249H183V248L185 249L184 252H186L187 250H188V252H186V254L182 253L183 251H182ZM191 248H192L193 251L191 250ZM207 248H208V249H207ZM120 249H121V250H120ZM127 249H128V250H127ZM132 249H133L134 252H137V253H134V252L132 251ZM196 249H198V250H196ZM211 249H212V250H211ZM129 250H131V251L129 252ZM137 250H139V251H137ZM177 250H178V251H177ZM194 250H196L197 252L194 251ZM206 250H205V251H206ZM210 250H211V251H210ZM107 251H108V250H107ZM140 251H141V252H140ZM189 251H190V252H189ZM215 251H216V252H215ZM219 251H220V252H219ZM222 251H223V252H222ZM122 252H123V253H122ZM128 252H129V253H128ZM138 252H139V253H138ZM159 252H160V251H158V252H156V253H159ZM178 252H179V253H178ZM180 252H181V255L183 254V256H180V257H182V258H179ZM202 252H201V253H202ZM247 252H248V253H247ZM252 252H253L254 254H253ZM107 253H108V252H107ZM132 253H133V254H132ZM140 253H141V254H140ZM143 253H144V255H143ZM187 253H190V254H187ZM201 253H200V254H201ZM226 253H227V254H226ZM113 254H114V253H113ZM124 254H125V255H124ZM126 254H129V255H126ZM136 254H137V255H136ZM138 254H139L140 256H138ZM153 254H154V257H157L156 255H158V257H157L156 259L161 260V263H164V264H165V262H164V260H163V257L161 256L163 253L161 254V252H160L159 254H155V253H153ZM153 254H152V255H149V254L147 255V260H148V263H149V264H150V262H151L150 259H151V257H153ZM192 254H193V256H192ZM200 254H199L198 256H201ZM203 254H204V255H203ZM203 254H202V258H203V256L206 257V258L211 257L210 254H209L210 256H208L207 252H206V253H203ZM224 254H226V255H224ZM245 254H246V255H245ZM256 254H257L258 256H255ZM2 255H3V254L1 253V256H2ZM115 255H116V258H119V256H118L117 254H114L113 256H115ZM184 255H185V256H189V257H188L189 262H188V260L185 259V258H187V257L184 258ZM242 255H243V256H242ZM117 256H118V257H117ZM141 256H142V257H141ZM148 256H149V257H148ZM198 256H197V257H198ZM207 256H208V257H207ZM213 256H212L213 259H214V258H215V259L218 258V256H217V257H215V256L213 257ZM220 256H222V257H220ZM227 256H230V257H227ZM237 256H238V257H237ZM252 256H253L254 258H253ZM259 256H260V257H259ZM2 257H3V256H2ZM2 257H0V258H2ZM123 257L120 258V259H118V263H117V261H114V260H117V259H115V258L113 257V262H116L115 264H119V260L122 261L123 263H124V262H127L128 264H129V261H130V264H133L132 262H134V264H136V262H137V263L139 262V260L136 259V258H135V259H136V261H135V259H132V258H130V257H129V258H123ZM193 257H194V258H193ZM226 257H227V258H226ZM243 257H244V259H243ZM246 257H247V258H246ZM251 257H252V258H251ZM231 258H232L233 260H232ZM255 258H257V259H255ZM261 258H262V259H261ZM124 259H125V260H124ZM129 259H130V260H129ZM131 259H132V260H131ZM123 260H124V261H123ZM133 260H134V261H133ZM180 260H181V261H180ZM258 260H259V261H258ZM261 260H262V262H261ZM108 261H109V262H107V264H112V263H113V262L110 263V260H108ZM149 261H150V262H149ZM159 262H160V261H159ZM182 262H183V261H182ZM233 262H232V263H233ZM249 262H244V263H245V264H246V263H248V264H252L251 262H250V263H249ZM254 262H253V264H255ZM191 263L194 264V263H195L194 260H193ZM204 263H205V264H208L207 262H204V261H202V263H200V264H204ZM244 263H243V264H244ZM257 263H256V264H257ZM121 264H122V263H121ZM167 264H168V263H167ZM182 264H183V263H182ZM195 264H196V263H195ZM234 264H235V263H234Z\"/></svg>","mask_w":264,"mask_h":264}]
</instances>
